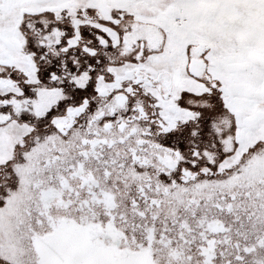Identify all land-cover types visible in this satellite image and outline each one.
I'll use <instances>...</instances> for the list:
<instances>
[{"label": "snow or ice", "instance_id": "1", "mask_svg": "<svg viewBox=\"0 0 264 264\" xmlns=\"http://www.w3.org/2000/svg\"><path fill=\"white\" fill-rule=\"evenodd\" d=\"M0 264H264V0H0Z\"/></svg>", "mask_w": 264, "mask_h": 264}]
</instances>
